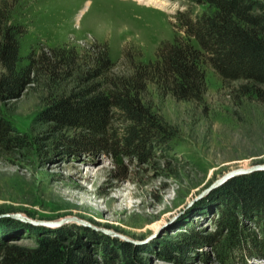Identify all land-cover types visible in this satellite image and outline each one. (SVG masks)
I'll list each match as a JSON object with an SVG mask.
<instances>
[{
  "label": "rangeland",
  "instance_id": "1",
  "mask_svg": "<svg viewBox=\"0 0 264 264\" xmlns=\"http://www.w3.org/2000/svg\"><path fill=\"white\" fill-rule=\"evenodd\" d=\"M150 1L20 0L14 20L29 29L22 65L32 51L83 52L93 43L109 44L116 72L126 71L125 50L155 61L161 42L185 37L178 14L203 7ZM205 70L201 103L150 89L147 102L167 141L139 157L81 144L82 131L49 122L46 87L30 85L1 103L11 140L0 143V264L7 246L35 250L45 238H59L83 264H264V211L244 208L236 193L248 175L215 187L230 172L264 164V96H242L244 82ZM126 125L112 122L118 135ZM115 206L127 210L114 214Z\"/></svg>",
  "mask_w": 264,
  "mask_h": 264
},
{
  "label": "trees",
  "instance_id": "2",
  "mask_svg": "<svg viewBox=\"0 0 264 264\" xmlns=\"http://www.w3.org/2000/svg\"><path fill=\"white\" fill-rule=\"evenodd\" d=\"M19 3L0 0V104L19 98L30 85L46 87L52 90L44 112L48 121L82 131L79 143L103 147L115 157H139L167 141L147 102L151 88L160 96L201 103L210 66L224 82H244L242 96H264V0H190L203 8L176 17L185 37L161 42L155 61L125 50L122 72L115 71L108 43H93L83 52L70 46L32 51L22 65L21 42L29 29L14 20ZM115 119L127 124L121 135L112 128ZM10 133L0 117V143L10 142ZM241 180L245 189L235 186L239 203L264 211V172ZM83 262L59 238H45L30 251L7 246L1 256V264Z\"/></svg>",
  "mask_w": 264,
  "mask_h": 264
},
{
  "label": "water",
  "instance_id": "3",
  "mask_svg": "<svg viewBox=\"0 0 264 264\" xmlns=\"http://www.w3.org/2000/svg\"><path fill=\"white\" fill-rule=\"evenodd\" d=\"M260 171H264V164L263 165H257V166H253L251 168L248 169H238L236 171L230 172L229 174H227L226 176H224L219 182H217L215 185V187L222 185L223 183H225L226 181L239 176V175H249L255 172H260ZM17 219L19 220H23V221H29L27 219H25L24 217H21L19 215L16 216ZM67 221V220H66ZM30 222V221H29ZM65 221L59 223V222H37V221H32L33 224L35 225H45L48 227H56L61 225L62 223H64Z\"/></svg>",
  "mask_w": 264,
  "mask_h": 264
},
{
  "label": "bare ground",
  "instance_id": "4",
  "mask_svg": "<svg viewBox=\"0 0 264 264\" xmlns=\"http://www.w3.org/2000/svg\"><path fill=\"white\" fill-rule=\"evenodd\" d=\"M150 4H152V5H155V6H160L159 4H157V2H155V1H153V0H151L150 2H149ZM67 186V185H66ZM71 187H74V188H77L78 187V185L77 184H72L71 185ZM73 196V195H72ZM66 198H68V197H66ZM63 199V198H62ZM75 199V198H74ZM72 200V199H71ZM111 202H113V200H111ZM65 203H66V200H65ZM114 203V202H113ZM127 209L126 208H122V209H118V207H114V208H112L111 209V212L112 213H114V214H116V213H124L125 211H126Z\"/></svg>",
  "mask_w": 264,
  "mask_h": 264
}]
</instances>
